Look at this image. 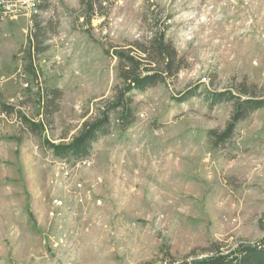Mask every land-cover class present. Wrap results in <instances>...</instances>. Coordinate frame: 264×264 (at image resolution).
<instances>
[{"label":"rangeland","instance_id":"rangeland-1","mask_svg":"<svg viewBox=\"0 0 264 264\" xmlns=\"http://www.w3.org/2000/svg\"><path fill=\"white\" fill-rule=\"evenodd\" d=\"M35 2L0 17V264H180L257 241L264 105L222 143L233 104L207 96L241 84L264 98V0ZM155 25L178 73L133 90L131 122L121 130L111 113L87 157H55L44 141L68 142L99 115L121 82L115 51Z\"/></svg>","mask_w":264,"mask_h":264},{"label":"trees","instance_id":"trees-1","mask_svg":"<svg viewBox=\"0 0 264 264\" xmlns=\"http://www.w3.org/2000/svg\"><path fill=\"white\" fill-rule=\"evenodd\" d=\"M45 2V0H38ZM93 7V5H91ZM44 8V5H38ZM36 8V3H35ZM152 24L151 26H153ZM33 42L28 41L24 67L29 74H35L33 70L34 54L39 52L37 42V27L31 28ZM166 28H158L157 25L151 29L148 41H134L130 48L116 50L118 58V76L120 85L115 88L113 98L108 100L100 110L99 115L94 119L83 121L77 134L68 142L51 143L45 140L46 147L55 157L61 159L79 160L87 157L91 152L92 143L99 135L108 132L111 113H116L118 126L125 129L131 122L130 93L133 90L142 91L147 87L162 82L166 77H172L180 70L177 52L173 45L165 38ZM36 41V42H35ZM188 91L185 96L189 95ZM211 103L223 101L232 102L233 111L230 120L219 134H216V142H227L232 134L237 121L244 119L250 112L261 108L264 105V98L251 94L244 85H239L234 92L232 89H225L212 92L207 96ZM46 102H50L48 99ZM46 104V105H45ZM47 110L45 118L50 119L52 111L55 110L51 103H44ZM1 106V105H0ZM3 109H8L2 105ZM12 110V109H11ZM31 132L42 133L44 122H30L24 116H20ZM263 235L254 242L239 244L235 248L222 251L217 243H213L208 249L206 256L186 260L180 264H264V221L261 223Z\"/></svg>","mask_w":264,"mask_h":264},{"label":"built area","instance_id":"built-area-1","mask_svg":"<svg viewBox=\"0 0 264 264\" xmlns=\"http://www.w3.org/2000/svg\"><path fill=\"white\" fill-rule=\"evenodd\" d=\"M25 1H30L31 2V8L35 9V0H25ZM21 0H16L13 4H7L5 0H0V17L6 14H8L9 12H17L20 11V3Z\"/></svg>","mask_w":264,"mask_h":264}]
</instances>
